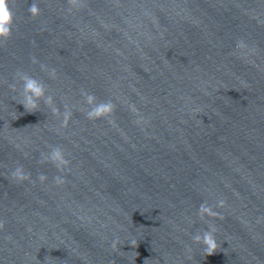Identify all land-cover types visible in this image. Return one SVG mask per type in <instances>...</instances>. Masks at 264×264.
Masks as SVG:
<instances>
[{"label":"water","instance_id":"obj_1","mask_svg":"<svg viewBox=\"0 0 264 264\" xmlns=\"http://www.w3.org/2000/svg\"><path fill=\"white\" fill-rule=\"evenodd\" d=\"M32 2L11 0L0 46V264H264V0H36L37 17ZM17 69L68 105L66 126L18 103ZM81 89L112 116L88 120ZM50 145L62 172L39 163ZM209 224L212 255L192 240Z\"/></svg>","mask_w":264,"mask_h":264},{"label":"clouds","instance_id":"obj_2","mask_svg":"<svg viewBox=\"0 0 264 264\" xmlns=\"http://www.w3.org/2000/svg\"><path fill=\"white\" fill-rule=\"evenodd\" d=\"M69 8L68 11L71 12L73 8H79L83 6V0H68ZM40 8L36 0L29 5L28 12L33 16L37 17L40 14ZM15 27V13L12 11L11 0H0V46L6 44L7 41L11 38L13 30ZM247 45L243 40H239L236 43L237 49H245ZM32 63L37 64L39 61L36 57H32ZM42 71H46L49 74L51 79L56 78V69H49L46 65H40ZM18 82L22 83L21 96L22 99L18 102L22 104L25 109L29 112H34L39 109V101L43 100L44 104L51 110L53 116L60 117L62 115L63 119L61 126H66L69 120L73 116L72 110L68 105L64 106V111L61 114V111L58 107L55 106V101L52 95H46L47 87L45 83L41 80L36 79L27 72L17 69L13 77ZM7 83V81H5ZM8 87L13 91H17L16 84H9ZM81 96L84 99V102L89 106L88 110L80 108L79 110L84 113L86 118L91 121H96L99 119H109L110 116L115 111V104L112 100L99 101L95 94L90 93L84 89H81ZM130 110L134 113L137 112L135 106H131ZM50 151L48 153H42L41 159L39 160L40 164L51 163L53 164L58 171H63L70 164V160L66 158L64 149L60 146H49ZM27 156V154H25ZM13 179L18 183H23L25 181L31 180V173L26 171L24 166L17 164L15 169L11 172ZM38 180L41 184L45 183L48 180V176L44 173L38 175ZM54 183L59 186L66 183V180L61 176L57 175L54 178ZM226 201L224 199H218L215 205H209L206 201L201 203L198 208V215L201 220H204L205 217L209 218H223L222 215L216 211L217 208L221 209L225 206ZM5 222L0 221V230H4ZM217 228L214 224H209L207 230L202 232L198 231L195 235L192 236L194 243L204 246V253L207 255H212L216 252V249L220 247L217 242L215 233ZM117 240H113L112 247L115 248L117 245ZM190 252L191 249L189 248Z\"/></svg>","mask_w":264,"mask_h":264}]
</instances>
